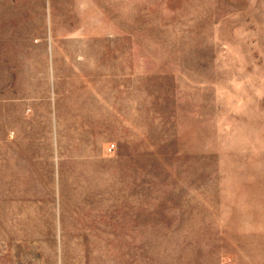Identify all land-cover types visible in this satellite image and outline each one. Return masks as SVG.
I'll list each match as a JSON object with an SVG mask.
<instances>
[{
  "label": "rangeland",
  "instance_id": "obj_1",
  "mask_svg": "<svg viewBox=\"0 0 264 264\" xmlns=\"http://www.w3.org/2000/svg\"><path fill=\"white\" fill-rule=\"evenodd\" d=\"M0 264H264V0H0Z\"/></svg>",
  "mask_w": 264,
  "mask_h": 264
}]
</instances>
